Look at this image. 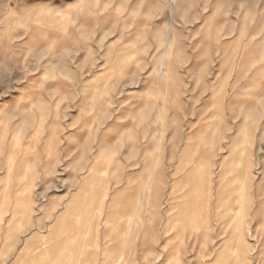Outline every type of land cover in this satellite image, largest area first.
Segmentation results:
<instances>
[{"label":"rangeland","instance_id":"rangeland-1","mask_svg":"<svg viewBox=\"0 0 264 264\" xmlns=\"http://www.w3.org/2000/svg\"><path fill=\"white\" fill-rule=\"evenodd\" d=\"M69 235L59 264H264V0H0V264Z\"/></svg>","mask_w":264,"mask_h":264},{"label":"bare ground","instance_id":"bare-ground-1","mask_svg":"<svg viewBox=\"0 0 264 264\" xmlns=\"http://www.w3.org/2000/svg\"><path fill=\"white\" fill-rule=\"evenodd\" d=\"M218 92H220L218 90ZM217 93V92H216ZM227 150V149H226ZM229 150V149H228ZM227 150V151H228ZM224 152V151H223ZM220 155V154H219ZM218 155V156H219ZM215 158V157H214ZM202 160V159H201ZM218 160V159H217ZM238 164L240 163V161L237 162ZM216 164V163H214ZM215 167V166H214ZM218 167V166H217ZM216 167V168H217ZM220 167V166H219ZM235 171H238V166L235 167V170L232 169V168H229L226 173L224 174V176L228 177L230 176V174H233ZM181 172V171H180ZM239 176V175H238ZM191 177H192V180L198 182L199 184H204V176L202 175V173L197 170V171H194L192 174H191ZM244 177L243 176H239V177H236V178H232L229 180L228 184L225 186L226 189L223 191V193L220 195L219 198H217V209L218 210H228V211H235V209L232 208L233 205H231L232 201L233 200H237L239 201L240 205V209L238 210V213H241V208H242V203H243V196L242 194H244L246 192V187H245V183H244ZM100 180V179H99ZM107 180V179H106ZM237 182H241L239 186H235V183ZM130 190V189H128ZM126 193V192H125ZM124 193V194H125ZM127 195V193L125 194ZM130 195V194H129ZM128 195V196H129ZM237 198H236V197ZM124 197V196H123ZM129 198V197H128ZM126 199V198H124ZM127 202V201H126ZM129 202V201H128ZM132 203V202H131ZM123 206V205H122ZM127 206V205H125ZM124 206V208H125ZM125 210V209H124ZM216 213V212H215ZM215 215V214H214ZM184 216V215H182ZM193 222L196 223V225H198V223H202L203 225H207V218L204 220L200 219L197 215H194L193 216ZM58 222V221H57ZM56 222V223H57ZM55 223V224H56ZM60 223V221H59ZM166 224V223H165ZM120 225V224H118ZM119 227V226H118ZM124 227V226H123ZM161 227V226H160ZM58 229V228H57ZM57 230H55L54 232L56 233ZM162 231V230H161ZM52 232V231H51ZM53 232V233H54ZM50 233V232H49ZM51 234V233H50ZM81 234V233H80ZM163 235V234H162ZM52 236V235H51ZM69 236L66 237V241L63 242L59 247H53V248H50V251H49V255H52L54 256V258L56 259L57 263H61V262H64V258L66 256H71L72 255V238H69ZM78 237H81V236H78ZM35 238V237H33ZM32 238V239H33ZM39 238V237H38ZM121 238V237H120ZM77 239V238H76ZM35 240V239H33ZM79 240V239H78ZM76 241V240H75ZM74 241V243H75ZM34 242V241H33ZM48 242V241H47ZM37 243V242H36ZM77 245V243H75ZM54 245V244H53ZM31 246V245H30ZM74 246V245H73ZM244 246V245H243ZM246 247V246H245ZM75 248V247H74ZM77 248H75L74 250H76ZM245 249V248H244ZM218 252V251H217ZM41 254V253H40ZM76 254V253H75ZM48 257V256H47ZM50 257V256H49ZM171 257V256H170ZM36 258H38L36 256ZM35 258V260H36ZM74 259V258H73ZM66 260H67V257H66ZM69 260V258H68ZM72 260V259H71ZM29 261V260H28ZM52 259H49V261H47L48 263L51 262ZM55 261V262H56ZM70 261V260H69ZM68 261V262H69ZM27 262V261H26ZM35 262V261H34ZM37 262V261H36ZM35 262V263H36ZM54 262V261H53ZM67 262V263H68ZM52 263V262H51ZM53 264V263H52Z\"/></svg>","mask_w":264,"mask_h":264}]
</instances>
